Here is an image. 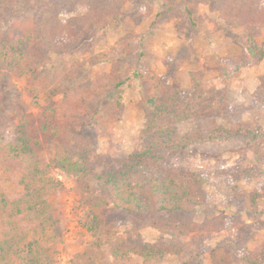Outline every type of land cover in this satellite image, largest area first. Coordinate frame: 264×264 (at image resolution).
<instances>
[{"label":"trees","instance_id":"1","mask_svg":"<svg viewBox=\"0 0 264 264\" xmlns=\"http://www.w3.org/2000/svg\"><path fill=\"white\" fill-rule=\"evenodd\" d=\"M126 1L0 0V123L10 109L18 117L7 144L0 142V151L8 159L21 162L23 170L19 182L23 194L12 201L0 195V264H56L63 230L52 198L63 183L54 171L72 180V191L86 210L85 227L92 238L83 251L73 256L71 264H137L135 258H141L143 264H162L171 255L179 258L178 264H202L203 253L183 238L195 229L193 214L206 202L205 179L199 172L184 169L181 160L205 137L200 127L182 134L179 125L205 118L213 120L214 132L229 139L252 141L257 135L239 124L229 130L216 125L217 119H227L232 102L225 91L207 89L202 74H193L192 89L183 92L151 70V113L137 148L123 157L96 153L92 137L71 126L72 121L90 113L86 96L76 89L79 70L87 62L62 64L52 55L65 54L64 39L75 42L89 31L102 33L119 28L127 20ZM200 3L216 12L228 27L249 32L264 29V0L172 1L169 10L157 17L169 18L180 9L192 30L202 32L197 12ZM80 7L85 8L84 12L78 10ZM220 28L218 24L216 29ZM245 51L247 63L264 60V48L254 37L245 42ZM98 59L92 63L106 61L105 56ZM12 75L28 79L34 99L44 98V121L39 130L52 153L46 166L41 161L32 119L20 114L7 90ZM141 76L137 71L122 79L106 76V86L116 93L110 102L113 110L103 111L106 121L99 124V135L113 131L111 111L124 105V88ZM260 81L255 99L264 106V76ZM244 173L248 175L249 171ZM259 197L264 194H253L254 209ZM111 206L128 216L125 236H120L115 220L106 215ZM146 228L159 233L157 242L142 239ZM212 264L264 261L252 254L237 253L233 257L225 249L212 255Z\"/></svg>","mask_w":264,"mask_h":264},{"label":"rangeland","instance_id":"2","mask_svg":"<svg viewBox=\"0 0 264 264\" xmlns=\"http://www.w3.org/2000/svg\"><path fill=\"white\" fill-rule=\"evenodd\" d=\"M172 1L182 0H127L124 8L127 20L119 28L102 33L89 31L75 42L64 39L65 54H53V60L62 64L87 62L79 70L76 89L86 96L90 113L72 121L71 126L92 137L96 153L109 157L126 156L137 148L139 135L151 113L148 100L153 83L149 71L157 72L183 92L192 89L193 74H202L207 89L225 91L232 102L227 119H217L216 125L229 130L239 124L243 130L257 136L252 141L223 137L213 131V120L205 118L179 125L182 134L200 127L205 137L202 143L191 146L181 160L184 169L199 172L204 177L206 192V202L193 214L196 227L183 240L203 253L202 264H212V255L225 249L233 257L237 253L252 254L261 256L264 261V197L256 199L257 209L252 206L253 194H264V106L255 99L260 78L264 76V60L247 63L245 51V42L250 37L264 48V29L249 32L239 28L242 31H237L238 43L234 48L233 42L228 41L234 36L232 29L235 28L222 23L218 14L204 3L197 8L202 32L192 30L180 9L172 12L169 18L157 17L169 10ZM78 10L84 12L85 8ZM218 24L219 30L216 29ZM100 56H105L104 63H92L100 60ZM131 71L140 72L142 76L124 88V105L110 113L114 129L101 136L98 126L106 121L103 111L113 110L110 102L116 93L113 87L106 86V76L110 74L122 79ZM9 85L7 90H10L12 103L20 114H28L33 121L36 138L40 141L41 161L46 166L52 153L39 130L44 121V98H33L26 78L12 75ZM3 116L0 142L6 145L18 117L12 109ZM3 152L0 151V195L12 201L23 194L19 183L22 163L8 159ZM246 170L248 175L244 173ZM54 176L63 183L52 198L59 209L63 230V243L57 248V257L69 249L73 258L92 239L85 227L86 210L80 207L72 191V180L58 171H54ZM106 215L115 220L120 236H125L128 216L114 206L106 211ZM71 227L75 239L66 244V233ZM141 234L145 242L155 243L160 238L152 228L144 229ZM135 259L137 264H143L141 258ZM179 262L177 256L171 255L162 264Z\"/></svg>","mask_w":264,"mask_h":264},{"label":"built area","instance_id":"3","mask_svg":"<svg viewBox=\"0 0 264 264\" xmlns=\"http://www.w3.org/2000/svg\"><path fill=\"white\" fill-rule=\"evenodd\" d=\"M60 179L62 178L60 177ZM74 234H75L74 228L73 227L69 228L68 232L66 233V238H65L66 244H70L71 241H74L75 239ZM71 259L72 257L70 256L69 249L68 250L66 249V251H62L60 255L57 257L56 264H71Z\"/></svg>","mask_w":264,"mask_h":264},{"label":"crops","instance_id":"4","mask_svg":"<svg viewBox=\"0 0 264 264\" xmlns=\"http://www.w3.org/2000/svg\"><path fill=\"white\" fill-rule=\"evenodd\" d=\"M233 30V34H234V36L231 38H229L230 40L228 41L229 43L232 41L233 42V47L235 48V47H237L236 45H237V43H238V41H237V39L235 38L237 35H238V33H237V31H242V29H232Z\"/></svg>","mask_w":264,"mask_h":264}]
</instances>
